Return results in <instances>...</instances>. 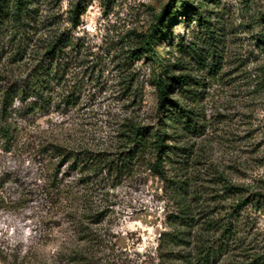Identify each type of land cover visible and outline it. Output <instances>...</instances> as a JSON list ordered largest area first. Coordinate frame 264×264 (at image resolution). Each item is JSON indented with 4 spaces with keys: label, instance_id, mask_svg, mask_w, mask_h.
Masks as SVG:
<instances>
[{
    "label": "rangeland",
    "instance_id": "1",
    "mask_svg": "<svg viewBox=\"0 0 264 264\" xmlns=\"http://www.w3.org/2000/svg\"><path fill=\"white\" fill-rule=\"evenodd\" d=\"M29 1L22 37L42 46L63 34L87 57L44 95L42 108L33 97L6 111L0 103V264H65L58 252L79 243L68 214L86 207L100 215L92 229L101 255L116 264H181L194 241L207 239L216 251L210 264H264V0ZM199 15L210 21L214 41L198 28ZM162 27L155 59L182 62L203 83L196 103L183 100L198 111L200 133L167 141L186 151L163 156L160 174L148 155L122 174L80 173L70 157L126 154L118 138L123 120L150 128L162 120L153 84L157 61L142 50ZM179 39L202 49L215 70L199 71L178 54ZM25 62L0 65V93L11 84L3 77L29 72ZM168 95L182 100L179 90ZM56 146L64 158L54 157ZM53 175L63 191L59 204L48 188ZM180 184L195 215L221 219L228 231L195 226L186 230L188 245L160 244L180 210Z\"/></svg>",
    "mask_w": 264,
    "mask_h": 264
},
{
    "label": "trees",
    "instance_id": "2",
    "mask_svg": "<svg viewBox=\"0 0 264 264\" xmlns=\"http://www.w3.org/2000/svg\"><path fill=\"white\" fill-rule=\"evenodd\" d=\"M29 0H0V65H22L25 61V66H29V72L26 75L19 74L17 78L14 74L10 77H3L11 80L10 85L4 86L0 93V103L2 111L10 108L16 100L24 102L29 98H36L42 106L47 105L44 95L51 90L52 86H58L65 79L67 72L72 67L83 68L84 61L87 55L81 52L78 43H71L64 38L63 34L52 37L45 45H31V41L27 37H22L19 32L25 31L29 27L28 12ZM193 9V6H191ZM72 20L75 22L78 14V5L74 7ZM196 16V15H195ZM197 26L200 30L205 32L206 41L211 42L216 38L210 30V21L205 17L199 15L196 19ZM9 32L8 36L5 34ZM25 34V33H22ZM7 35V34H6ZM164 37L163 27L159 29L156 42L153 40H145L142 42V50L152 56L153 61L156 62L157 73L154 76L153 84L157 95V108L162 109L159 125L156 128L140 125L132 119H125L119 127V140L122 142V148H126L125 155L117 157H109L107 155L98 153L94 156H85L81 159L75 155L70 157L72 166L79 167L80 173L92 171L97 174L106 172L114 174H122L123 172L132 169L134 163L143 159L146 155L153 157L152 168L158 174L161 173L162 157L169 152L186 151L184 147L177 145H167V141L178 143L177 139L183 138L188 134L197 135L200 133L201 125L199 123V113L195 111L183 100H192L196 103L199 96L198 88L203 86L201 79L192 77L186 72V67L182 62L176 64L161 65L159 60H156L153 51L155 46L162 44ZM172 46V44H170ZM175 51L182 55L190 57L198 65L199 71L207 69L209 74L215 70V64H206L202 49L193 45H187L178 40L174 45ZM150 53H153L152 55ZM214 57V56H213ZM5 61V63L3 62ZM172 68H177L181 73L173 75L175 71ZM84 70V69H83ZM86 70V69H85ZM9 82V81H7ZM58 84V85H57ZM179 90L182 100L175 99L168 101L167 96L171 92ZM48 98V97H47ZM48 102V101H47ZM37 104L33 103L32 110L36 109ZM1 135L4 139L9 140V129L3 128ZM54 157L64 158L66 153L61 152L56 146L54 150ZM175 154V153H172ZM57 169V168H56ZM185 184L186 182H180ZM179 184V183H177ZM178 187V201L180 203V210L176 216L173 217L171 223V230L163 236L160 234V244L171 246L188 245L190 233H187V228L199 226V230L209 231L216 227L222 230V234L228 231L229 224H221V219L213 217H204L203 215L194 214L191 202L188 200V193L185 188ZM48 188L55 192L57 197L54 203H61L63 193L61 184L57 182L56 175L52 176ZM58 199V200H57ZM259 200L255 202V206L259 207ZM73 218L78 234L77 244L71 245L68 248L60 250L57 254L61 263L65 264H116L106 260L105 256L101 255V249L98 243H95V233L93 232V224L100 223L99 213L91 208H83L78 214H68ZM199 224V225H198ZM207 242L210 241L207 239ZM195 247L191 252L182 255L179 260L181 264H210L215 258L216 251L212 244L194 241Z\"/></svg>",
    "mask_w": 264,
    "mask_h": 264
}]
</instances>
